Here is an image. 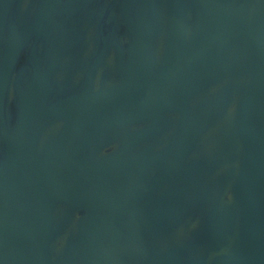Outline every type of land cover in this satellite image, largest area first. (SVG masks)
Instances as JSON below:
<instances>
[{"label": "water", "instance_id": "1", "mask_svg": "<svg viewBox=\"0 0 264 264\" xmlns=\"http://www.w3.org/2000/svg\"><path fill=\"white\" fill-rule=\"evenodd\" d=\"M0 264H264V0H0Z\"/></svg>", "mask_w": 264, "mask_h": 264}]
</instances>
